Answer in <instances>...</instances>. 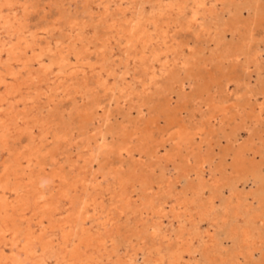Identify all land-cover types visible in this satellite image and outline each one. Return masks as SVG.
<instances>
[{
	"label": "bare ground",
	"instance_id": "6f19581e",
	"mask_svg": "<svg viewBox=\"0 0 264 264\" xmlns=\"http://www.w3.org/2000/svg\"><path fill=\"white\" fill-rule=\"evenodd\" d=\"M65 1L0 0V241L13 247L12 256L0 257V264H132L138 252H145V264H174L176 255L168 250L176 245L179 252L191 255L204 222L210 228L203 231V241H198L202 251L196 264H248L256 252L260 257L255 264H264V157L256 159L263 151L247 140L234 151L229 132L225 137L229 145L215 168L209 157L213 153L203 150L208 138L205 127L214 120L221 132L228 123L229 107L219 115L214 105L215 87L219 85L225 93L236 81L239 89L247 84L242 98L250 101L264 95L237 71L239 66L245 73L256 72V81L264 83V28L258 29L264 27V11L258 12L262 0H257L255 15L248 21L236 16L223 19L226 9L236 11L239 0H83L86 8L74 12L65 8ZM90 24L94 29L88 32ZM179 28L193 33L196 40L200 35L209 37L211 54L199 65L197 80L205 77L207 64L221 75V79L210 75L204 85L195 87L200 121L194 125L189 121L192 131L179 119V110L171 108L170 98L166 99L177 76L189 74L201 61L200 50L180 36ZM55 32H60V40L52 47L48 37ZM229 32L238 38L235 45L226 42ZM115 48L121 50L123 62L137 65L143 78L138 88L126 78L117 80L115 60L113 67L107 65ZM46 54L48 60L42 61ZM184 84L179 85L182 90ZM60 92L74 98L71 111H63L67 115L60 109L48 110L47 115L36 110L43 97L54 104ZM143 94L166 100L149 110V120L140 116L107 129L112 119L107 109L105 122L101 119L104 123L95 126L102 97L111 96L130 106L136 98L143 115ZM263 105L257 104L258 122L264 118ZM162 116L169 128H160L155 136L152 126L159 125ZM237 116L242 130L247 120L242 113ZM197 136L201 139L198 146ZM73 146L78 150L76 159L70 153ZM160 147L165 149L162 155ZM5 152L7 157L2 158ZM229 155L231 163H227ZM143 156L153 158L152 168L144 166ZM160 164L163 173L158 179ZM169 164L180 171L166 175ZM207 166L211 178L205 176ZM191 175H195L193 180ZM181 180L185 184L179 187ZM167 218L170 224L163 227ZM118 238L128 245L125 254L118 250ZM225 239L233 242L230 250L223 247ZM155 247L168 253L154 252Z\"/></svg>",
	"mask_w": 264,
	"mask_h": 264
},
{
	"label": "rangeland",
	"instance_id": "374dc122",
	"mask_svg": "<svg viewBox=\"0 0 264 264\" xmlns=\"http://www.w3.org/2000/svg\"><path fill=\"white\" fill-rule=\"evenodd\" d=\"M78 1V2H77ZM68 0V1H65V8H68V11L69 12H74V11H76V9L77 10H79V11H81L82 9H84V8H86V6L85 5H83L84 3H81L83 0ZM211 2H212V0H211ZM67 3V4H66ZM80 3V4H79ZM245 3V4H244ZM79 4V5H78ZM81 4H82V6H81ZM209 4H211V3H209ZM257 0H239V1H237V5L238 6H235L234 8H236V11H232L231 9H226L225 10V12H224V18L223 19H226V20H232L233 19V16H236L238 19H241V20H250L254 15H255V8H256V6L258 5V12L259 11H264V10H262L261 9V6H262V8L264 9V0H262V2L260 1L257 5ZM256 5V6H255ZM80 6V7H79ZM210 6V5H209ZM70 7V8H69ZM82 7V8H81ZM146 8L147 9H149L150 8V6H146ZM230 10V11H229ZM226 11H228V12H226ZM231 12V13H230ZM234 12V13H233ZM231 14V15H230ZM227 15V16H226ZM230 16V17H229ZM92 24H90V26H88L87 27V31L89 32V31H91L92 30V28L94 27V26H91ZM264 27H260V28H258V29H260V30H262ZM94 29V28H93ZM180 29V28H179ZM179 31V30H178ZM181 31V32H180ZM180 36H182V38H186V40H188V41H190V46L192 47V46H195L196 48H197V50L199 51V60H201V61H199V63H198V65L197 66H195L194 68H193V71H189V74H185V73H181V74H179L178 76H177V79H178V81H176V83L174 84V85H171V87H170V92H168L167 93V98L166 99H169L170 101H172L171 102V108L174 110V111H176V110H179V119H183L181 122L182 123H184V125H186V126H188V125H191V127H192V124L194 125V123L196 124V122L197 123H199V121H200V113H199V106H198V95L195 93L196 92V86L199 84H201V85H204L205 84V82H207L209 79H210V75H214V77H216V78H220L221 79V75H220V73L218 72V74L215 72V70H216V67H214V66H212V65H210L209 66V64H207V66H204L205 67V71H204V73H205V77L203 78V79H200L199 81L201 82V83H199V81L197 80L198 79V77H199V75H198V73L200 72L199 70H200V67L202 66V64L201 63H204V62H207L208 60H209V57L208 56H210V54H211V48L209 47L210 46V44L207 42L208 40H206V39H209V37L208 36H202V35H200V38L198 39V40H196L197 39V37H194V35H193V33H191L190 31H188V30H186V29H183V30H181L180 29ZM187 32H190V33H187ZM182 33H184V34H182ZM229 33H230V35H229ZM229 33H227V39L229 38V40H227L226 39V42H227V44L229 45V46H232V45H235L236 44V41L238 40V38H234V36L231 34V32H229ZM53 34H54V36H53ZM190 34H191V36H193V37H191L190 36ZM43 35V37H45V38H47V36L45 35V33L44 34H42ZM48 35V34H47ZM185 36V37H184ZM202 36V37H201ZM231 36V37H230ZM233 36V37H232ZM208 37V38H207ZM59 38V39H58ZM194 38H196V39H194ZM233 38V39H232ZM181 39V38H180ZM236 41H235V40ZM48 40H49V42L51 41V46L55 43V42H57V40L59 41L60 40V32H55V33H52V34H49V37H48ZM53 41V42H52ZM233 41H235L234 43H233ZM262 41L264 42V38H262ZM204 43V44H203ZM255 44H258V42L257 43H255ZM203 45V46H202ZM264 45V44H263ZM55 46V44L52 46V47H54ZM122 46H124V44H122ZM212 47V46H211ZM208 48H209V50H208ZM263 49V48H262ZM93 51V50H92ZM108 49H106L105 51H104V53L105 54H108ZM119 51V52H118ZM202 51V52H201ZM205 51V52H204ZM118 52V53H117ZM209 52H210V54H209ZM203 54V56H202V54ZM208 53V54H207ZM205 54H207V55H205ZM97 56V54H93V56ZM120 57H119V56ZM201 55V56H200ZM204 55L207 57H204ZM262 56H261V58H262V61L264 62V58H263V56H264V53H262L261 54ZM95 56H94V60H93V62H95ZM118 57V58H116V57ZM47 58V59H46ZM48 58H49V55L48 54H46L45 56H44V58L42 59V61H46V60H48ZM114 58H116V59H114ZM122 59H124L123 58V55L121 54V50L120 49H118V48H115L114 49V51H113V58H109L108 60L109 61H111V62H108V60H107V65H110V66H112L113 67V60H115V62H114V65H115V71H117V72H119V73H117V80L119 81V80H124L125 78L127 79V82H129L133 87H135V88H138L139 86H140V82H142L143 81V78H142V74L140 73V71L137 69L136 70V68H137V65H133L134 63L133 62H129V63H125V62H123V60ZM122 62V64H121V62ZM118 62H119V64H118ZM263 62H261V69H262V72L264 73V63ZM110 63V64H109ZM263 63V64H262ZM112 64V65H111ZM199 65H200V67H199ZM206 65V64H205ZM117 66H119V67H117ZM124 66V67H123ZM263 66V67H262ZM157 67V66H156ZM38 68V67H37ZM119 68V69H118ZM210 68V69H209ZM230 66H229V70H230ZM158 70H159V66H158V68H157ZM227 69V68H226ZM238 70V75H240L242 78H245V81H247L246 83H249V85L252 87V88H256V90L258 89V91H264V83L263 84H259L256 80H257V73L256 72H252L251 74H249V73H245L244 72V69L243 68H241V67H239L238 66V68H237ZM120 70L123 72H121V74H120ZM253 70V69H252ZM199 71V72H198ZM208 71H210V72H208ZM139 72V73H138ZM112 73V72H111ZM134 73H137V74H134ZM125 74V75H124ZM184 74H185V76H184ZM123 75V76H122ZM168 75V74H167ZM182 75H183V77H182ZM188 75V77H186ZM192 76V77H191ZM250 76V77H249ZM134 77V78H133ZM137 77V78H136ZM249 77V78H248ZM119 78H122V79H119ZM132 78V80L130 81V79ZM166 78H168L167 76H166ZM183 78V79H182ZM187 78H188V81H187ZM251 78H252V80H251ZM195 79V80H194ZM248 79V80H247ZM54 78H52V82H54ZM113 79L111 78L110 79V81H112ZM168 80V79H167ZM180 80H182V81H184L185 82V84H184V88H183V90L185 91H183L182 90V88L179 86L180 85V83L182 82V81H180ZM186 80V81H185ZM192 80V81H191ZM133 81V82H132ZM136 81H139V82H136ZM190 81V82H189ZM255 81H256V83H255ZM179 83V84H178ZM189 83H190V85H189ZM234 84V85H233ZM237 85V83H236V81L233 83H230L229 85H228V88H227V91L225 92V93H223V92H221V88L220 87H215L216 88V90L218 91L217 92V94L215 95L216 96V101H215V103H214V105H215V107L217 106L219 109H218V112H219V115H220V113H222L221 112V110L224 108V107H226L227 106V108H228V112L229 113H227V115L229 116H227V120H226V122L228 121V125L226 124V126H224L223 125V129L221 130V132H220V129L217 127V129H216V126H217V122L216 121H214V120H212L211 121V125H209V126H207V127H205V137L208 135V138H206V142H203L204 144H203V150H207L208 151V154H211V153H213V155H217V156H219V157H217L216 155L215 156H213L212 154H211V156L209 155V157L210 158H212V161L214 162L213 163V167L215 168L216 166H217V164H218V162H220L221 161V159L223 158V150L225 149V147H227L228 145H229V143H228V139L227 138H225L226 136H227V133L229 132L230 134H231V137H230V140H233V145H234V151H236L237 149H239L240 147H241V145L240 144H243V145H246L247 144V141H248V143L249 142H251V141H253L254 142V144H252V146H253V148H255V146H256V148H258L259 147V149H260V152L261 151H263V152H261V157H260V155L258 154V155H256V159H257V161H261V159H262V157H264V144H262L263 143V141H264V118H263V121H261V122H258L257 120H256V111L258 110L257 108V104H260V103H264V95L263 96H257V97H255V98H251L250 99V101L249 100H247V98H245V97H243V98H245V99H243L242 98V96H244L243 94V92H244V90L246 89V87H243V86H246V85H244L243 84V86H241L240 87V89L236 86ZM253 84V85H252ZM254 85H256V86H254ZM260 85H262V86H260ZM175 86H177V87H175ZM187 86V87H186ZM189 86V87H188ZM190 86H191V89H190ZM230 86V87H229ZM234 86V87H233ZM254 86V87H253ZM181 88V89H180ZM219 88V89H218ZM232 88V89H231ZM193 89V90H192ZM231 89V90H230ZM238 89V90H237ZM176 90V91H175ZM192 90V91H191ZM179 91V92H178ZM190 91V92H189ZM240 91V92H239ZM184 92V93H183ZM189 92V93H188ZM191 92H192V94H191ZM229 92H230V96H229ZM239 93V94H237V93ZM214 93H215V91H214ZM241 93H242V95H241ZM64 95V97H63V95ZM102 94V93H101ZM174 94V95H173ZM179 94V95H178ZM180 94H182V97L180 98ZM183 94H185V95H183ZM187 94H189V96L187 95ZM66 93L65 92H60V95H58V98H57V100L56 99H54L55 97H52L53 99H54V104H52V103H46V101H48V97L46 96V97H43V104H38L37 106L38 107H40V109L37 107V111H41V112H44V114L45 115H47L48 114V110H49V113L50 112H54V111H56V110H59L62 114H65V115H67L68 114V112H63L65 109L68 111L69 109H70V111H71V106H72V99H74L71 95H66ZM166 95V94H165ZM195 95V96H194ZM218 95V96H217ZM228 95V96H227ZM239 95V96H238ZM48 96H49V94H48ZM60 96H61V98H60ZM80 95H77V100L79 101H81V96L79 97ZM118 96V97H117ZM116 97L117 98H119V94L117 95ZM239 98H238V97ZM241 96V97H240ZM110 97V98H109ZM109 97H106L105 96V98L104 97H102L103 98V103H102V106L98 109L99 111H98V114L99 115H97V117H96V121H94V123H95V126H99V124L101 125V124H103L105 121V115H104V113L107 111V109L109 110V112H110V116H111V118L113 119H111L109 122H108V125H109V128L107 127V129H111V128H113V127H118L119 125H120V123L122 124L124 121L126 122V120L128 121V120H130L131 122H133V121H135V120H138L137 118H139L140 116V118H142V119H145V120H149L148 118L150 117V114L148 113L149 112V110L151 111V110H153L154 108H156L157 107V105H158V103L159 102H161V103H166V100L164 99V97H161L162 98V100H161V98H159L157 95H154V96H151V94L150 95H147V96H145L144 94H143V96H141V97H144L143 99H144V108H143V112H144V114H146V115H140L139 114V107H138V100L135 98V100H136V102L134 101V106H130V104L129 103H124L123 101H121V100H119V101H117V99H115V98H112L111 96H109ZM154 97L156 98V99H154ZM235 97V98H234ZM47 98V99H46ZM79 98V99H78ZM149 98V99H148ZM193 98V99H192ZM236 98H238V99H236ZM258 100H257V99ZM263 98V99H262ZM59 99V100H58ZM67 99V100H66ZM71 99V100H70ZM109 99V100H108ZM152 99H154V100H152ZM171 99H173V100H171ZM182 99V101H180ZM185 99V100H184ZM188 99V100H187ZM62 102H61V101ZM116 100V101H115ZM157 100V101H156ZM161 100V101H160ZM188 102H187V101ZM221 100H226L225 102H221ZM235 100V101H234ZM241 100V101H240ZM44 101H45V103H44ZM57 101H59V102H57ZM66 103H65V102ZM79 101V102H80ZM114 101V102H113ZM121 101V102H120ZM146 101V102H145ZM154 101V102H153ZM179 101H180V103H179ZM187 103H186V102ZM191 101V102H190ZM259 101V102H258ZM262 101V102H261ZM150 102V103H149ZM196 102V103H195ZM56 103H58L57 105H56ZM80 103H82V102H80ZM185 103V104H184ZM48 104V105H47ZM108 104H110V105H108ZM157 104V105H156ZM230 104H231V106H230ZM237 104V105H236ZM52 105V106H51ZM67 105H68V107H67ZM114 105H116L115 107H114ZM127 105V106H126ZM177 106V107H175V108H173L174 106ZM197 105V106H196ZM229 105V106H228ZM48 106H50V107H48ZM55 106V107H54ZM57 106V107H56ZM121 106V107H120ZM122 106H124V108L122 107ZM136 106V107H135ZM239 106V107H238ZM45 107V108H44ZM46 107H48V108H46ZM71 107V108H70ZM113 107H114V109H113ZM232 108V110H230L231 108ZM236 107V108H235ZM69 108V109H68ZM132 108V109H131ZM134 108H135V111H134ZM153 108V109H152ZM197 108V109H196ZM237 108H239V109H237ZM249 108V109H248ZM263 108H264V105H263ZM46 109H47V111H46ZM50 109H51V111H50ZM118 109H120V110H118ZM184 109V110H183ZM244 111H243V110ZM256 109V110H255ZM35 110V111H36ZM117 110V111H116ZM183 110V111H182ZM198 112H197V111ZM242 112H241V111ZM118 111H120V112H118ZM124 111V112H123ZM126 111V112H125ZM195 111V112H194ZM231 111V112H230ZM131 112V113H130ZM184 112V113H183ZM237 112V113H236ZM47 113V114H46ZM121 113V114H120ZM180 113H182V114H180ZM194 113V114H193ZM197 113V114H196ZM198 113H199V116H198ZM242 113V116L245 118V120H247V123L245 124V128L243 129L242 128V130L240 129V127L241 126H239L238 124L240 123V124H242V121L240 120V118H238V116L237 115H240ZM130 115V116H129ZM147 115H149V116H147ZM193 117H192V116ZM98 116H99V118L100 119H98ZM156 115H154L153 117H155ZM232 116V117H231ZM67 117V116H66ZM101 117H103V118H101ZM148 117V118H147ZM183 117V118H182ZM189 117V118H188ZM231 117V118H230ZM264 117V116H263ZM152 118V117H151ZM191 118V120H188V119H190ZM232 118H233V120H232ZM104 121H102V120ZM238 119H239V122H238ZM97 120H98V122H97ZM101 120V121H100ZM188 121V123H187V121ZM197 120V121H196ZM101 123H100V122ZM162 121V122H161ZM189 121H190V123H192V124H190L189 123ZM193 121V122H192ZM230 121V122H229ZM235 121V122H234ZM111 122V123H110ZM114 123V124H113ZM186 123V124H185ZM231 123V124H230ZM235 123H236V125H235ZM263 123V124H262ZM97 124V125H96ZM160 124H163V125H160ZM188 124V125H187ZM212 124H213V126H212ZM260 126H259V125ZM80 125V124H79ZM229 125H231V126H229ZM262 125V126H261ZM94 125H92V127H93ZM176 126H178V124L176 125ZM251 128H249V127ZM258 126V127H257ZM80 126H78V128H79ZM143 127V126H142ZM141 127V128H142ZM154 127V134H155V136H156V133H157V131L160 129V128H163V129H168L169 127H167V123H166V117L165 116H162V118H160V121H159V125H154V126H152V128ZM189 127V126H188ZM191 127H189V129L192 131V128ZM257 127V128H256ZM263 127V128H262ZM77 128V130H79ZM177 128V127H176ZM211 128V129H210ZM237 128V129H236ZM215 130V135L214 134H212L211 135V131L212 130ZM249 129V130H248ZM76 130V131H77ZM227 132H226V131ZM234 130H235V132H234ZM38 131H40L39 129L37 130V132ZM224 131H225V136L224 135H222V133H224ZM232 131H233V133H232ZM238 131V132H237ZM248 131V132H247ZM210 132V133H209ZM237 132V133H236ZM250 132V133H249ZM228 133V134H229ZM78 134V133H77ZM237 134V135H236ZM250 134V135H249ZM260 134H261V137H260ZM253 137H252V136ZM77 135H75V137H76ZM211 136V137H210ZM215 136V137H214ZM235 136V137H234ZM263 136V137H262ZM15 137H17V136H15ZM14 137V138H15ZM203 137H204V135H203ZM212 137H214L213 139H211ZM251 137H252V139H251ZM234 138V139H233ZM260 138H262V139H260ZM199 137L197 136L196 137V144H197V146H198V144H199ZM249 139V140H248ZM251 139V140H250ZM253 139H255V140H253ZM257 139V140H256ZM260 139V140H259ZM76 140H77V137H76ZM201 140V139H200ZM207 140H209L210 141V144H208L209 143V141H207ZM211 140H212V142H211ZM247 140V141H246ZM237 141V142H236ZM240 141V142H239ZM245 142L246 141V143H242V142ZM255 141H257L256 143H255ZM260 141V142H259ZM262 141V142H261ZM198 142V143H197ZM208 142V143H207ZM238 143V144H237ZM195 144V145H196ZM207 144L209 145V146H207ZM235 144H237L236 145V149H235ZM167 145V147L166 148H170V145H169V143H167L166 144ZM214 145V146H213ZM261 145V146H260ZM212 146V147H211ZM69 148H71V152L70 153H72L71 155H72V157L74 158V159H76L77 157V152H78V150H77V148L76 147H69ZM76 148V149H75ZM210 148V149H209ZM213 148H215V149H213ZM216 148H218V149H216ZM255 148V149H256ZM258 149V150H259ZM76 150V151H75ZM163 150V151H162ZM205 150V152H207ZM159 151H160V154L162 155L163 153H165V149L163 148V147H160V149H159ZM210 151V152H209ZM61 152H62V150H61ZM216 152V153H215ZM74 153V154H73ZM236 153V152H235ZM4 157H2V158H6L7 157V152H5L4 153ZM138 156L139 155H137V158H138ZM66 157H68L69 158V156H66ZM148 156H143V158H142V160H143V162L145 163L144 164V166L146 167V168H152V166H151V163H152V161H154V160H152L153 158L151 157H148ZM215 157V158H214ZM231 159H230V158ZM250 157H254V155H253V153H251L250 154ZM0 158H1V156H0ZM68 158H64V161H67V160H69ZM150 158V159H149ZM233 157L231 156V155H229V156H227V163H231L232 162V159ZM146 159V160H145ZM152 160V161H151ZM231 160V161H230ZM147 161V162H146ZM69 161H67V163H68ZM209 162H210V159H209ZM161 165L162 164H160L159 166H160V168H156V175L158 176V179L159 178H161V176H162V173H163V171L162 170H160L162 167H161ZM181 165H183L182 163H181ZM95 166H96V164H95ZM169 169L171 170V172H169ZM162 173H161V172ZM177 171H180V168H178L177 170H173V165L172 164H169L168 165V170H167V172H166V175H168V176H171L173 173H176ZM206 177H208V178H211V174H210V171H209V167L207 166V168H206ZM159 173V174H158ZM192 176V177H191ZM190 177H189V179H194L195 178V175H191ZM207 178V179H208ZM184 184H185V182L183 181V180H181L180 181V183H179V187H182V186H184ZM239 187H240V189H242L243 187H244V185H243V183H239V185H238ZM227 191V190H226ZM228 192V191H227ZM226 192V193H227ZM225 193V194H226ZM0 209H2V208H0ZM29 215V214H28ZM30 216V218H32L31 220H34L33 219V217H31V215H29ZM171 216V215H170ZM165 220H167V221H165ZM164 220V226L163 227H168V225L170 224V219H165ZM168 220H170V221H168ZM35 223H36V221H34ZM167 223V224H166ZM88 226H90L89 224H88ZM208 228H210L209 227V224H208V222H204V223H202V225H201V227H200V230H199V232H198V234H199V236H196V238H195V244H194V246H192L193 248H191L190 250V252H192V253H190L191 255H187L186 253H183L182 251L181 252H179L178 250V248H177V246L176 245H173L172 247H171V249H169L168 251H170V252H172L174 255H176L175 257H174V264H182V263H184V264H196V261H198V260H200L201 259V254H200V252L202 251V244L200 243V242H198V241H203V239H201L200 240V237L201 236H204L203 234V231L204 230H206V229H208ZM170 232H172L171 231V229H170ZM170 232L168 231L167 232V234H170ZM198 239V240H197ZM117 241L119 242V248H118V250H120L119 252L120 253H124L125 254V252H127V250H128V248H126V246L128 247V245H126V244H124V241L122 240V239H120V238H118L117 239ZM198 244V245H197ZM200 244V245H199ZM134 245H135V243H134ZM232 245H233V242L230 240V239H225V241L223 242V247L226 249L227 248V250H230L231 248H232ZM108 247V246H107ZM176 247V248H175ZM13 247L11 246V245H7L6 246V243H3V242H1L0 241V257H3V258H5V259H7V258H10V256H12V249ZM159 247H155V249H153V251L154 252H159V253H161V250H162V248L160 249L159 248V250L157 251V249H158ZM198 249V250H197ZM123 250H124V252H123ZM195 250V251H194ZM168 251L167 252H162L163 254H167L168 253ZM141 252H143V251H141ZM178 252L179 253H181V255H179L178 254ZM195 252V253H194ZM140 252H138L137 253V256H134L133 257V261H132V264L134 263V264H145V260H144V253L145 252H143V253H140ZM161 253V254H162ZM194 253V254H193ZM139 254V255H138ZM142 254V255H141ZM196 254V255H195ZM183 255V256H182ZM178 256H179V258H180V261H179V258H178ZM185 256V257H184ZM188 256V257H187ZM199 257V258H198ZM258 258V257H260V254H259V252H256V255H255V258ZM105 258H107V257H105ZM136 258V259H135ZM185 258V259H184ZM193 259V260H190V259ZM254 258V260L252 261V260H250L249 262H248V264H255V261H256V259ZM183 259V260H182ZM189 260V261H188ZM178 261H179V263H178ZM192 261V262H191ZM140 262V263H139ZM27 264V263H26Z\"/></svg>",
	"mask_w": 264,
	"mask_h": 264
}]
</instances>
